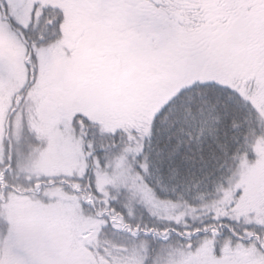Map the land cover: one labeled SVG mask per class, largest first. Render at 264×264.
I'll return each mask as SVG.
<instances>
[{"label": "snow or ice", "instance_id": "1", "mask_svg": "<svg viewBox=\"0 0 264 264\" xmlns=\"http://www.w3.org/2000/svg\"><path fill=\"white\" fill-rule=\"evenodd\" d=\"M0 264H264V0H0Z\"/></svg>", "mask_w": 264, "mask_h": 264}]
</instances>
